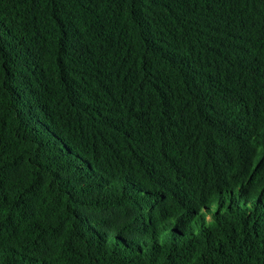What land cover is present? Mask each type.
<instances>
[{
	"label": "trees",
	"instance_id": "16d2710c",
	"mask_svg": "<svg viewBox=\"0 0 264 264\" xmlns=\"http://www.w3.org/2000/svg\"><path fill=\"white\" fill-rule=\"evenodd\" d=\"M0 264H264V0H0Z\"/></svg>",
	"mask_w": 264,
	"mask_h": 264
}]
</instances>
